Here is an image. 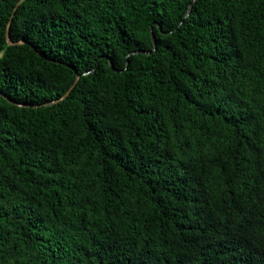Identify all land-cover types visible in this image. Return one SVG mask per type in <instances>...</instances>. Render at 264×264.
<instances>
[{
    "label": "trees",
    "instance_id": "16d2710c",
    "mask_svg": "<svg viewBox=\"0 0 264 264\" xmlns=\"http://www.w3.org/2000/svg\"><path fill=\"white\" fill-rule=\"evenodd\" d=\"M0 92V264H264V0H0Z\"/></svg>",
    "mask_w": 264,
    "mask_h": 264
},
{
    "label": "water",
    "instance_id": "95a60500",
    "mask_svg": "<svg viewBox=\"0 0 264 264\" xmlns=\"http://www.w3.org/2000/svg\"><path fill=\"white\" fill-rule=\"evenodd\" d=\"M7 40H8V43L9 44H15V43H17V42H14L12 39H11V36H10V33H9V29H8V32H7ZM21 42H24L23 40L21 41ZM139 52H144V51H136V53H139ZM79 74H77V77L79 78ZM69 93V91L62 97V98H64L67 94ZM0 94H1V92H0Z\"/></svg>",
    "mask_w": 264,
    "mask_h": 264
}]
</instances>
